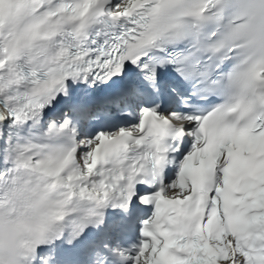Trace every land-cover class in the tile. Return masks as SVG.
Instances as JSON below:
<instances>
[{
    "label": "snow or ice",
    "instance_id": "snow-or-ice-1",
    "mask_svg": "<svg viewBox=\"0 0 264 264\" xmlns=\"http://www.w3.org/2000/svg\"><path fill=\"white\" fill-rule=\"evenodd\" d=\"M113 257L264 264V0H0V264Z\"/></svg>",
    "mask_w": 264,
    "mask_h": 264
}]
</instances>
